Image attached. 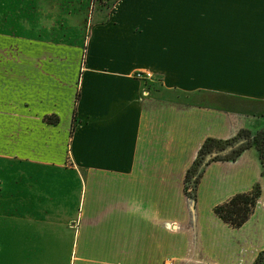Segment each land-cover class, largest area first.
<instances>
[{
    "label": "crops",
    "instance_id": "0c3cea01",
    "mask_svg": "<svg viewBox=\"0 0 264 264\" xmlns=\"http://www.w3.org/2000/svg\"><path fill=\"white\" fill-rule=\"evenodd\" d=\"M38 1L44 16L90 17L86 50L63 83L59 58L38 60L20 117H5L4 264H203L208 247L255 260L258 149L211 162L192 211L183 182L207 139L264 129V0ZM257 184L242 227L214 215Z\"/></svg>",
    "mask_w": 264,
    "mask_h": 264
},
{
    "label": "rangeland",
    "instance_id": "374dc122",
    "mask_svg": "<svg viewBox=\"0 0 264 264\" xmlns=\"http://www.w3.org/2000/svg\"><path fill=\"white\" fill-rule=\"evenodd\" d=\"M98 6L106 3L108 0H93ZM48 3V2H47ZM45 1L38 0H0V189L3 190L6 179V154L10 150V143H7L8 134L13 137V144H16L15 133L13 130L5 127V117L7 115L20 117L19 112L23 110L24 104H27L29 98L23 91L27 88L26 84L30 82L38 66L37 61L45 58H59L60 64H55L56 71L63 83L70 73H79L86 50L88 16L79 17H50L44 16L41 12L47 8ZM42 67V61L39 62ZM43 73V72H42ZM77 92H75L76 98ZM43 121V120H42ZM49 123L55 122V117H45ZM19 137V136H18ZM241 137L245 143L251 144L258 149L263 148L264 136L251 133H242ZM10 140V137H9ZM232 145V144H231ZM232 146H236L233 144ZM232 146H227V154ZM9 148L6 151V148ZM14 147V145H13ZM258 147V148H257ZM13 149V148H12ZM12 151V150H10ZM216 155L213 158H217ZM186 176V175H185ZM185 180V177H184ZM183 195L186 196L191 207V211L196 207V189L192 191L191 186L185 184ZM4 198L0 194V234L4 230ZM214 212V209H213ZM215 215V214H214ZM216 216V215H215ZM217 217V216H216ZM218 218V217H217ZM219 219V218H218ZM220 220V219H219ZM221 221V220H220ZM223 224V223H222ZM231 228V227H229ZM4 247V237L0 235V251ZM210 255L205 253V257L199 258L200 262L218 261L221 264H254L253 252L240 250L235 253L229 249L224 252V256L216 255L208 247ZM1 255V253H0ZM177 260V258H175ZM173 261L172 263L174 264ZM264 258L261 264H263ZM169 262V264H172ZM0 264H4L3 256H0Z\"/></svg>",
    "mask_w": 264,
    "mask_h": 264
},
{
    "label": "trees",
    "instance_id": "16d2710c",
    "mask_svg": "<svg viewBox=\"0 0 264 264\" xmlns=\"http://www.w3.org/2000/svg\"><path fill=\"white\" fill-rule=\"evenodd\" d=\"M245 132L250 133L248 131H240L234 138L229 140L207 139L198 150L193 164L186 173L185 184L187 186L190 185L193 191L200 182L204 169L211 162L235 161L243 151L252 147L251 144H247V141L245 143V139L241 137V134ZM257 135L264 136V129L258 131ZM231 144H236V146H232ZM227 146H232L229 154L226 155V152L224 155L219 154L220 156L217 158L208 159L214 153H221L227 150ZM258 151L262 164H264V144L263 148H258ZM260 196L261 188L257 184L250 191L236 194L226 202L217 205L214 208V214L228 227L238 229L249 220ZM261 255L256 259L254 264L262 263L264 256Z\"/></svg>",
    "mask_w": 264,
    "mask_h": 264
},
{
    "label": "built area",
    "instance_id": "2783aa9c",
    "mask_svg": "<svg viewBox=\"0 0 264 264\" xmlns=\"http://www.w3.org/2000/svg\"><path fill=\"white\" fill-rule=\"evenodd\" d=\"M134 77L145 83L154 81V76L149 72H136Z\"/></svg>",
    "mask_w": 264,
    "mask_h": 264
},
{
    "label": "water",
    "instance_id": "95a60500",
    "mask_svg": "<svg viewBox=\"0 0 264 264\" xmlns=\"http://www.w3.org/2000/svg\"><path fill=\"white\" fill-rule=\"evenodd\" d=\"M226 152L225 151H223V152H221V153H214L213 155H211V156H209V158L208 159H212L213 157H215L216 155H224Z\"/></svg>",
    "mask_w": 264,
    "mask_h": 264
}]
</instances>
